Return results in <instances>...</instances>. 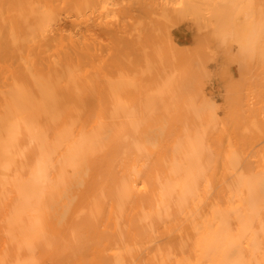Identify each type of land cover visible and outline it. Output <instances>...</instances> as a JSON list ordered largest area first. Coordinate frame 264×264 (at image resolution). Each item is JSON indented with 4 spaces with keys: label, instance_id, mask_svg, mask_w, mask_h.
I'll return each mask as SVG.
<instances>
[{
    "label": "bare ground",
    "instance_id": "6f19581e",
    "mask_svg": "<svg viewBox=\"0 0 264 264\" xmlns=\"http://www.w3.org/2000/svg\"><path fill=\"white\" fill-rule=\"evenodd\" d=\"M0 264H264V0H0Z\"/></svg>",
    "mask_w": 264,
    "mask_h": 264
}]
</instances>
